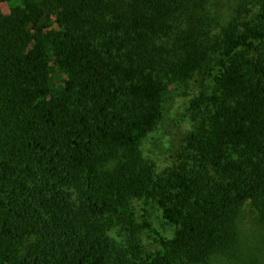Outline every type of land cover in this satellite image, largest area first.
Instances as JSON below:
<instances>
[{"label":"trees","instance_id":"1","mask_svg":"<svg viewBox=\"0 0 264 264\" xmlns=\"http://www.w3.org/2000/svg\"><path fill=\"white\" fill-rule=\"evenodd\" d=\"M215 2L0 0V264L240 261V210L264 224V0ZM191 89L161 166L145 141Z\"/></svg>","mask_w":264,"mask_h":264},{"label":"rangeland","instance_id":"2","mask_svg":"<svg viewBox=\"0 0 264 264\" xmlns=\"http://www.w3.org/2000/svg\"><path fill=\"white\" fill-rule=\"evenodd\" d=\"M214 2V0H210ZM240 0H216L215 10L221 9L222 15L233 13L235 6L239 4ZM2 9L6 8V4H1ZM212 10V8H211ZM193 93L191 89L186 96L175 97L167 106L165 115L158 126L157 130L148 136L144 144V153L148 154V146L157 148V159L160 165L163 166L169 161V152L172 144L187 132L191 125L188 122L186 113V105L188 97ZM170 149V150H169ZM155 213L152 216L153 225L162 231L169 233L171 227L162 223ZM239 226L241 228V243L244 246L248 241L246 249L240 245L242 252L240 261L236 264H264V224L257 220V216L248 207H243L239 212ZM214 264H235L227 261L225 258H218Z\"/></svg>","mask_w":264,"mask_h":264}]
</instances>
